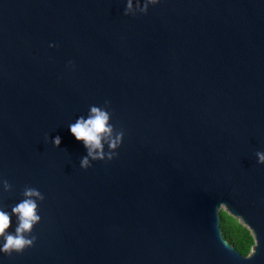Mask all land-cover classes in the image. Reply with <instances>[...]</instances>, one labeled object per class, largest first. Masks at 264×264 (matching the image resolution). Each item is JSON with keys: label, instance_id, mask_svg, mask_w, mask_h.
<instances>
[{"label": "water", "instance_id": "95a60500", "mask_svg": "<svg viewBox=\"0 0 264 264\" xmlns=\"http://www.w3.org/2000/svg\"><path fill=\"white\" fill-rule=\"evenodd\" d=\"M124 3L0 0V206L44 195L34 245L0 260L264 264V0ZM105 100L122 143L82 169L68 124ZM222 207L256 233L250 259Z\"/></svg>", "mask_w": 264, "mask_h": 264}, {"label": "clouds", "instance_id": "9594fccd", "mask_svg": "<svg viewBox=\"0 0 264 264\" xmlns=\"http://www.w3.org/2000/svg\"><path fill=\"white\" fill-rule=\"evenodd\" d=\"M160 0H125L123 12L124 16H135L137 13L146 14L149 6H155ZM58 45L49 42L48 47L54 48ZM66 67H74L72 61H68ZM109 101H104V107L89 105L86 114L79 115L74 122L68 124V131L76 141L82 142L86 150V155L79 159V166L86 169L91 166L92 161L112 160L118 155L117 149L122 143L124 131H116L110 122L111 111L108 109ZM53 146H59L61 137L56 135L51 138ZM107 145V151H105ZM257 164H264V151L255 152ZM12 186L6 179L0 177V196L11 191ZM22 198L13 204L10 211L6 207L0 206V254L11 256L13 253L19 254L26 248L34 245L37 237L32 234L34 225L40 222L41 216L38 212V202L44 200V195L36 188L25 186L21 193ZM16 217L14 230L11 217ZM259 241L255 233V238L241 256L243 259H250L256 252ZM0 264L3 261L0 260Z\"/></svg>", "mask_w": 264, "mask_h": 264}, {"label": "trees", "instance_id": "16d2710c", "mask_svg": "<svg viewBox=\"0 0 264 264\" xmlns=\"http://www.w3.org/2000/svg\"><path fill=\"white\" fill-rule=\"evenodd\" d=\"M220 216V227L224 237L243 254L252 245L254 236L251 230L224 209L220 210Z\"/></svg>", "mask_w": 264, "mask_h": 264}, {"label": "rangeland", "instance_id": "374dc122", "mask_svg": "<svg viewBox=\"0 0 264 264\" xmlns=\"http://www.w3.org/2000/svg\"><path fill=\"white\" fill-rule=\"evenodd\" d=\"M222 209H224V210H225V208H224V207H222ZM237 219H238V221H239V222H241L242 224H244L240 218H237ZM244 225H245V224H244ZM245 226H246V225H245ZM246 227H247V226H246Z\"/></svg>", "mask_w": 264, "mask_h": 264}]
</instances>
